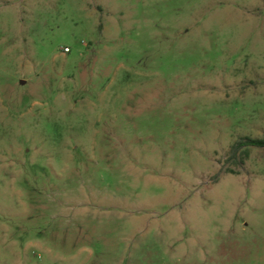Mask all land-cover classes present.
<instances>
[{"label": "rangeland", "instance_id": "1", "mask_svg": "<svg viewBox=\"0 0 264 264\" xmlns=\"http://www.w3.org/2000/svg\"><path fill=\"white\" fill-rule=\"evenodd\" d=\"M246 137L264 0H0V264H264Z\"/></svg>", "mask_w": 264, "mask_h": 264}, {"label": "trees", "instance_id": "2", "mask_svg": "<svg viewBox=\"0 0 264 264\" xmlns=\"http://www.w3.org/2000/svg\"><path fill=\"white\" fill-rule=\"evenodd\" d=\"M252 146L264 147V138L246 137L242 139L233 147V155L238 156L239 153H242V159L249 157Z\"/></svg>", "mask_w": 264, "mask_h": 264}, {"label": "water", "instance_id": "3", "mask_svg": "<svg viewBox=\"0 0 264 264\" xmlns=\"http://www.w3.org/2000/svg\"><path fill=\"white\" fill-rule=\"evenodd\" d=\"M22 83H25V80H22Z\"/></svg>", "mask_w": 264, "mask_h": 264}]
</instances>
